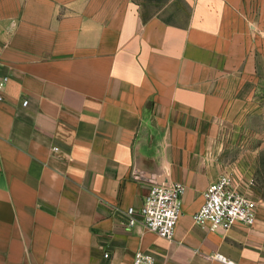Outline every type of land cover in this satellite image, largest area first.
Instances as JSON below:
<instances>
[{
  "label": "crops",
  "instance_id": "1",
  "mask_svg": "<svg viewBox=\"0 0 264 264\" xmlns=\"http://www.w3.org/2000/svg\"><path fill=\"white\" fill-rule=\"evenodd\" d=\"M0 71V264H264V0H0ZM224 174L252 227L194 224ZM169 183L171 241L120 225Z\"/></svg>",
  "mask_w": 264,
  "mask_h": 264
},
{
  "label": "built area",
  "instance_id": "2",
  "mask_svg": "<svg viewBox=\"0 0 264 264\" xmlns=\"http://www.w3.org/2000/svg\"><path fill=\"white\" fill-rule=\"evenodd\" d=\"M8 82V77L0 71V102ZM23 101L22 105L26 106ZM57 152L58 149H52ZM185 186L180 183L153 184L140 208L128 207L115 211L122 216L120 225L128 229L141 225L158 237L171 241L176 225L181 217L182 197ZM256 202L238 192L232 186L231 176L224 174L208 185L204 192V202L193 215L198 227L210 232L228 231L236 224L252 227L256 222ZM211 262L234 264L221 253L204 255ZM104 259L108 254L103 255ZM131 264H155L150 254L136 252Z\"/></svg>",
  "mask_w": 264,
  "mask_h": 264
}]
</instances>
